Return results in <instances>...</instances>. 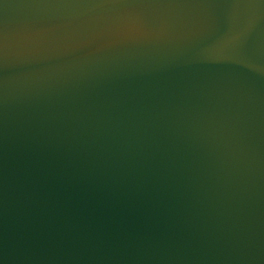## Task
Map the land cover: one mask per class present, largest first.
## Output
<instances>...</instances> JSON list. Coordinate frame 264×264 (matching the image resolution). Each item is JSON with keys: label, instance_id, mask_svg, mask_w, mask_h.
Listing matches in <instances>:
<instances>
[{"label": "water", "instance_id": "95a60500", "mask_svg": "<svg viewBox=\"0 0 264 264\" xmlns=\"http://www.w3.org/2000/svg\"><path fill=\"white\" fill-rule=\"evenodd\" d=\"M0 264H264V0H0Z\"/></svg>", "mask_w": 264, "mask_h": 264}]
</instances>
